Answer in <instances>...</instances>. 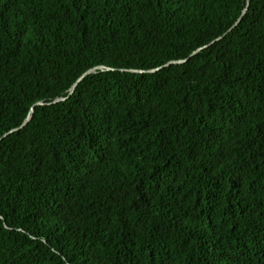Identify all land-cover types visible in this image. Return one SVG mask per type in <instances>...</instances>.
Masks as SVG:
<instances>
[{
	"label": "trees",
	"instance_id": "obj_1",
	"mask_svg": "<svg viewBox=\"0 0 264 264\" xmlns=\"http://www.w3.org/2000/svg\"><path fill=\"white\" fill-rule=\"evenodd\" d=\"M0 264H264V0H0Z\"/></svg>",
	"mask_w": 264,
	"mask_h": 264
},
{
	"label": "water",
	"instance_id": "obj_2",
	"mask_svg": "<svg viewBox=\"0 0 264 264\" xmlns=\"http://www.w3.org/2000/svg\"><path fill=\"white\" fill-rule=\"evenodd\" d=\"M247 1H248V0H247ZM246 10H247V8H245V9L243 10V12L241 13L240 17L237 19V21L234 23V25L231 27V29H232L234 26H236V25L240 22V20L242 19L243 15H244L245 12H246ZM201 49H202V48H200V49H198V50H201ZM194 53H195V52H194ZM194 53H192V55H193ZM185 61H186L185 59H183V60H177V61H169L168 63H166L165 66H168V65H170V64L183 63V62H185ZM97 69H100V70H110V68L105 67V66H97V67H94V68L91 69V70H88V71L85 72L81 77H79L78 80H77V82L71 87L70 94L74 91V89H75V87H76V84H77V83H78V82H79L84 76H86L87 74H89V73H91V72H93L94 70H97ZM158 69H159V68L151 69V70H149L148 72H153V71H156V70H158ZM138 72H143V71H138ZM65 99H66V97L58 98V99H55V100L53 101V103H56V102H59V101H63V100H65ZM37 104H38V105H43L42 102H38ZM31 111H32V108H31ZM29 120H30V115L27 116V118L24 120V122H23L18 128L14 129V130H11L10 132H13V131H15V130L21 129L22 127H24V126L27 124V122H28Z\"/></svg>",
	"mask_w": 264,
	"mask_h": 264
}]
</instances>
